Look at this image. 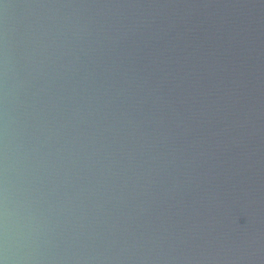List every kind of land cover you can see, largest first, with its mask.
Masks as SVG:
<instances>
[{
    "label": "water",
    "instance_id": "1",
    "mask_svg": "<svg viewBox=\"0 0 264 264\" xmlns=\"http://www.w3.org/2000/svg\"><path fill=\"white\" fill-rule=\"evenodd\" d=\"M0 264H264V0H0Z\"/></svg>",
    "mask_w": 264,
    "mask_h": 264
}]
</instances>
